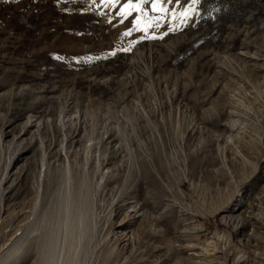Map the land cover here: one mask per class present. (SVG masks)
<instances>
[{
    "label": "rangeland",
    "instance_id": "374dc122",
    "mask_svg": "<svg viewBox=\"0 0 264 264\" xmlns=\"http://www.w3.org/2000/svg\"><path fill=\"white\" fill-rule=\"evenodd\" d=\"M127 2L0 0L1 264H264V0Z\"/></svg>",
    "mask_w": 264,
    "mask_h": 264
},
{
    "label": "bare ground",
    "instance_id": "6f19581e",
    "mask_svg": "<svg viewBox=\"0 0 264 264\" xmlns=\"http://www.w3.org/2000/svg\"><path fill=\"white\" fill-rule=\"evenodd\" d=\"M66 189L67 190L65 191V193L60 196L61 198H59L60 207H59L56 220L52 221L53 220L52 219L50 221L51 222L50 224L51 236L47 241L46 252L44 254L41 264H60L61 261L64 260V252L66 251V243H68L66 241H67V238H69L68 237L70 234L69 231L71 230L70 228L71 226L69 227L68 221H69V216L71 214V211L69 208V205H70L69 202L72 200V192H71L70 186H67ZM256 205H257L256 203H253L251 204L250 208L253 209V207ZM171 217L173 216L169 215L166 219H170ZM162 219L164 218L162 217L158 218L157 216L156 222H160ZM156 235H158V230L156 231Z\"/></svg>",
    "mask_w": 264,
    "mask_h": 264
},
{
    "label": "snow or ice",
    "instance_id": "6c2138e0",
    "mask_svg": "<svg viewBox=\"0 0 264 264\" xmlns=\"http://www.w3.org/2000/svg\"><path fill=\"white\" fill-rule=\"evenodd\" d=\"M147 0H136L135 3H133V0H128V2L120 9L119 15L123 17H127L132 14L133 11L136 12H143V4L146 3ZM165 2V0H152V11L153 12H159V13H166L168 11L167 8L162 7L161 5ZM198 0H193V3H197ZM101 3L104 5V7L112 6L114 7L116 3H118V0H101ZM184 17L188 16V12L185 11L181 14ZM146 16V13H145ZM144 24V30H147L149 27L155 26V24L151 21H145L141 17H138L137 20L134 22L135 27L137 29L140 28L141 24ZM131 32V29L129 30V33ZM125 33V35L129 34Z\"/></svg>",
    "mask_w": 264,
    "mask_h": 264
}]
</instances>
